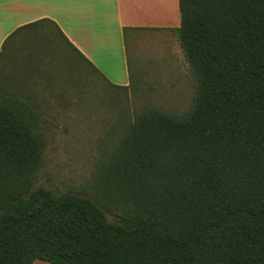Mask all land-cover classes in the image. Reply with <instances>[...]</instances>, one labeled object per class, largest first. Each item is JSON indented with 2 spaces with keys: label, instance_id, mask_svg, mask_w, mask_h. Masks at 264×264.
<instances>
[{
  "label": "trees",
  "instance_id": "obj_1",
  "mask_svg": "<svg viewBox=\"0 0 264 264\" xmlns=\"http://www.w3.org/2000/svg\"><path fill=\"white\" fill-rule=\"evenodd\" d=\"M178 5L169 31L194 81L189 106L122 112L77 190L38 183L48 107L0 63V264H264V0ZM61 36L35 40L23 69L55 80L78 59L129 87L130 73L111 83Z\"/></svg>",
  "mask_w": 264,
  "mask_h": 264
},
{
  "label": "rangeland",
  "instance_id": "obj_2",
  "mask_svg": "<svg viewBox=\"0 0 264 264\" xmlns=\"http://www.w3.org/2000/svg\"><path fill=\"white\" fill-rule=\"evenodd\" d=\"M126 51L131 74L127 89L109 86L78 59L56 67L54 82L62 99L38 100L48 107L49 119L38 183L58 191L86 186L104 153V140L118 133L124 111L187 109L194 81L173 35L143 30L127 36Z\"/></svg>",
  "mask_w": 264,
  "mask_h": 264
},
{
  "label": "crops",
  "instance_id": "obj_3",
  "mask_svg": "<svg viewBox=\"0 0 264 264\" xmlns=\"http://www.w3.org/2000/svg\"><path fill=\"white\" fill-rule=\"evenodd\" d=\"M42 19L53 23H37ZM179 24L178 0H0V51L7 37L21 28L4 47L7 57L0 63L10 67L1 72L8 82L22 84L28 98L57 100L56 86L47 83H54V78L31 75L22 62L36 51L33 42L38 44L45 33L60 40L63 34L111 83L126 86L130 82L127 36L143 30L171 34L169 28ZM63 44L71 51L66 41ZM31 264L52 263L36 259Z\"/></svg>",
  "mask_w": 264,
  "mask_h": 264
}]
</instances>
